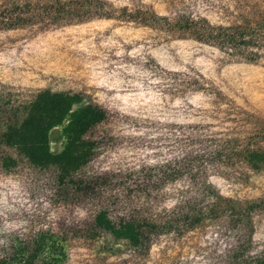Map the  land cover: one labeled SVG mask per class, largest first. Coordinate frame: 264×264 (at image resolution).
Returning a JSON list of instances; mask_svg holds the SVG:
<instances>
[{"label": "rangeland", "instance_id": "rangeland-1", "mask_svg": "<svg viewBox=\"0 0 264 264\" xmlns=\"http://www.w3.org/2000/svg\"><path fill=\"white\" fill-rule=\"evenodd\" d=\"M103 1L111 18L53 24L52 13L35 26L0 30V106L17 108L7 121L19 125L28 102L56 118L47 135L56 167L33 169L23 160L10 171L0 167V264H264V170L248 172L241 158L248 175L212 173L209 181L224 198L261 199L246 217L250 227L240 232L223 218L160 237L146 254L128 256L125 245L115 257L105 252L89 190L92 173H135L168 159L183 130L218 125L211 117L227 102L264 119V61L226 62L155 18L190 10L213 24L245 15L257 21L264 0ZM80 167L79 186L59 183L60 170Z\"/></svg>", "mask_w": 264, "mask_h": 264}, {"label": "trees", "instance_id": "trees-1", "mask_svg": "<svg viewBox=\"0 0 264 264\" xmlns=\"http://www.w3.org/2000/svg\"><path fill=\"white\" fill-rule=\"evenodd\" d=\"M52 13L56 16L53 24L81 21L80 16L87 14L95 18L113 16L112 9L103 0H54L53 4L51 0H0V30L16 29L27 23L34 25V19ZM155 18L181 38L214 47L226 62L258 64L264 61V26H258L260 21L264 24V15L257 21L245 15L240 21L227 24H213L190 10L175 12L173 17ZM189 80L183 81V85ZM209 93L218 96L211 87ZM223 106L214 113L217 117H211L218 125L203 124L188 132L183 130L181 134L185 135L175 140L179 150L168 159L154 166L142 165L135 173L129 170L92 173L94 182L89 190L96 208L93 230H102L96 235L100 236L98 244L106 253L115 257L125 245L128 256L146 254L160 237L170 234L181 237L205 226H217L216 221L223 218L238 231L250 227L246 217L262 205L255 203L261 199L224 198L210 184L209 177L212 173L243 176L264 170V119L230 102ZM23 108L26 115L16 125L5 117L16 113L15 103L0 106V115H3L0 124L5 128L0 132V149L12 151H0V167L10 171L19 166V160L33 169L54 166L47 135L56 118L41 117L36 102H28ZM239 158L248 172L240 171ZM81 168L69 172L60 170L59 183L79 186L81 180L75 175ZM134 174L136 181L130 179Z\"/></svg>", "mask_w": 264, "mask_h": 264}]
</instances>
